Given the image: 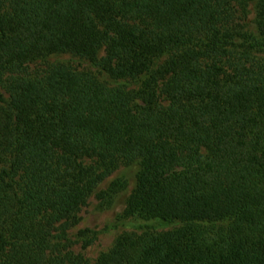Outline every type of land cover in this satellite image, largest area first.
Masks as SVG:
<instances>
[{"label":"trees","instance_id":"trees-1","mask_svg":"<svg viewBox=\"0 0 264 264\" xmlns=\"http://www.w3.org/2000/svg\"><path fill=\"white\" fill-rule=\"evenodd\" d=\"M246 2L0 0V264H264V0L256 32ZM59 51L142 84L28 71ZM118 160L142 162L127 212L182 225L91 262L69 230Z\"/></svg>","mask_w":264,"mask_h":264},{"label":"rangeland","instance_id":"rangeland-1","mask_svg":"<svg viewBox=\"0 0 264 264\" xmlns=\"http://www.w3.org/2000/svg\"><path fill=\"white\" fill-rule=\"evenodd\" d=\"M258 4L259 0H247L244 5L238 6L236 20L240 29L256 32ZM104 54L105 50L102 49L100 57ZM55 63H66L78 70L93 72L110 85L126 84L128 87L138 88L143 81V78L131 80L113 78L97 61L70 51L48 53L31 63L28 71L32 74L41 73ZM106 164L100 162L97 166L102 169ZM114 166L111 175L99 185L88 203L78 212L81 217L80 222L69 230V238L74 242L73 249L91 262L111 249L118 238L125 233L141 232L148 227L170 230L182 225L177 220H143L129 214L127 204L135 189L142 162L118 160ZM229 223V220H219L214 221L213 225L218 228L228 226Z\"/></svg>","mask_w":264,"mask_h":264}]
</instances>
